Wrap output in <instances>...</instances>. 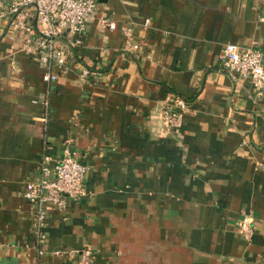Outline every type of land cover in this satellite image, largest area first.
<instances>
[{"label": "crops", "instance_id": "obj_1", "mask_svg": "<svg viewBox=\"0 0 264 264\" xmlns=\"http://www.w3.org/2000/svg\"><path fill=\"white\" fill-rule=\"evenodd\" d=\"M97 1L80 43L59 39L67 67L49 82L0 21V264H77L55 252L84 247L95 264H264V93L217 61L235 43L264 66V0ZM123 25L136 51L122 50ZM174 95L189 106L178 132L161 112ZM64 145L88 167L87 193L49 209L38 237L22 191Z\"/></svg>", "mask_w": 264, "mask_h": 264}, {"label": "built area", "instance_id": "obj_2", "mask_svg": "<svg viewBox=\"0 0 264 264\" xmlns=\"http://www.w3.org/2000/svg\"><path fill=\"white\" fill-rule=\"evenodd\" d=\"M98 4L97 0H0V21H6L10 30L22 32L24 51L36 55L45 70L42 79L49 82L56 77L51 71L52 65L67 67L66 50L58 43L59 39L74 37L71 44L80 43L87 22L98 11ZM98 22L104 32L116 28L115 21L109 17L100 16ZM121 31L125 37L122 50L136 51L140 43L133 41L131 26L123 25ZM217 61L219 67L233 79L248 78L257 98L264 93L263 53L258 47L224 43L218 52ZM99 74L87 68L80 72L84 79ZM188 109L187 102L175 95L168 104L162 106L161 112L170 131H179L183 115ZM87 168L70 145H64L59 157L42 156L37 179L26 182L22 191L34 208L35 233L38 237H42L49 209L63 211L69 199L86 195L84 177ZM252 223V217L246 213L238 220V233L246 240L252 236ZM55 253L74 257L77 264H95L94 252L87 247L59 249Z\"/></svg>", "mask_w": 264, "mask_h": 264}, {"label": "trees", "instance_id": "obj_3", "mask_svg": "<svg viewBox=\"0 0 264 264\" xmlns=\"http://www.w3.org/2000/svg\"><path fill=\"white\" fill-rule=\"evenodd\" d=\"M85 248V247H84ZM87 248H90V247H87ZM91 249V248H90ZM92 250V249H91ZM93 251V250H92ZM94 252V251H93Z\"/></svg>", "mask_w": 264, "mask_h": 264}]
</instances>
